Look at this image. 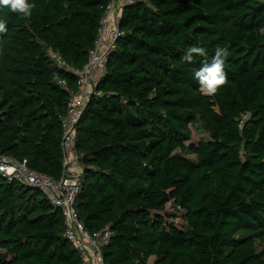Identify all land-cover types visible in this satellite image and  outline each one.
Wrapping results in <instances>:
<instances>
[{"label": "trees", "instance_id": "trees-1", "mask_svg": "<svg viewBox=\"0 0 264 264\" xmlns=\"http://www.w3.org/2000/svg\"><path fill=\"white\" fill-rule=\"evenodd\" d=\"M108 1L28 0V18L0 7V154L60 177L61 117L77 76L47 50L81 68ZM261 26L264 0L123 5L124 35L75 129L83 171L74 208L87 232L111 230L103 264H264ZM193 45L209 60L217 46L230 53L214 95L194 76L205 58L182 60ZM197 122L208 138L191 142ZM63 232L62 211L42 192L0 174V264H80Z\"/></svg>", "mask_w": 264, "mask_h": 264}, {"label": "built area", "instance_id": "built-area-1", "mask_svg": "<svg viewBox=\"0 0 264 264\" xmlns=\"http://www.w3.org/2000/svg\"><path fill=\"white\" fill-rule=\"evenodd\" d=\"M134 0H109L100 19V25L95 36L93 47L88 59L81 68L67 63L61 56L47 50L52 64L77 76L76 89L70 90L66 102L65 113L61 117L62 134L60 138L61 174L54 179L42 172L30 170L26 160H17L11 156L0 154V174L7 181H15L26 186L36 188L42 192L53 208H59L63 214V236L78 252L80 264H103L102 249L111 238V230L104 227L95 233L85 230L83 223L78 219L74 205L82 186L83 164L76 152L75 129L89 98L95 92V84L105 69L107 56L116 46V41L124 35L118 27L119 18L112 12L121 15L123 5ZM107 41L103 43V39ZM99 70L100 77H95V70ZM55 81L61 87H66L64 79L55 76Z\"/></svg>", "mask_w": 264, "mask_h": 264}, {"label": "clouds", "instance_id": "clouds-1", "mask_svg": "<svg viewBox=\"0 0 264 264\" xmlns=\"http://www.w3.org/2000/svg\"><path fill=\"white\" fill-rule=\"evenodd\" d=\"M0 7L8 8L14 13L28 18L32 15L35 4L29 3L28 0H0ZM8 31L6 24L0 21V33ZM258 34L264 36V26L259 28ZM230 55L226 47L217 46L214 55L209 60L208 53L204 47L190 46L186 49L182 60L191 63L195 56L204 57L201 67L195 70V79L199 82L200 92L203 95L211 96L217 93L227 80L225 72V62Z\"/></svg>", "mask_w": 264, "mask_h": 264}, {"label": "rangeland", "instance_id": "rangeland-1", "mask_svg": "<svg viewBox=\"0 0 264 264\" xmlns=\"http://www.w3.org/2000/svg\"><path fill=\"white\" fill-rule=\"evenodd\" d=\"M103 72L101 73L102 75H103ZM95 77H100V73H97L96 70H95ZM207 138H208L207 132L202 128V126L199 122H197L196 124H194L193 126L190 127V140L189 141L197 142L199 140H205ZM184 156L190 160L194 159V157L191 154H186ZM165 209L167 212L168 211L172 212L169 205H166ZM181 215H182V213L179 212L174 217V223H176L178 226H181L184 223V221L180 218ZM258 247H260V246H258ZM152 260H153V258H150L148 260L147 264H151Z\"/></svg>", "mask_w": 264, "mask_h": 264}, {"label": "crops", "instance_id": "crops-1", "mask_svg": "<svg viewBox=\"0 0 264 264\" xmlns=\"http://www.w3.org/2000/svg\"><path fill=\"white\" fill-rule=\"evenodd\" d=\"M117 2L121 3V0H117ZM115 15L119 18V14H116V11L114 10V11L112 12V17H114ZM106 41H107V39L104 38V39H103V43H105ZM96 72H97V73H100L98 69L96 70Z\"/></svg>", "mask_w": 264, "mask_h": 264}]
</instances>
